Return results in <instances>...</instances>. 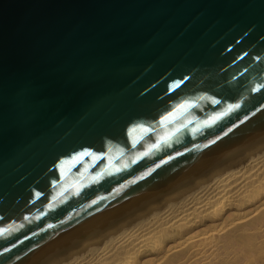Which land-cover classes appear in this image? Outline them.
<instances>
[{
  "label": "water",
  "instance_id": "1",
  "mask_svg": "<svg viewBox=\"0 0 264 264\" xmlns=\"http://www.w3.org/2000/svg\"><path fill=\"white\" fill-rule=\"evenodd\" d=\"M263 138L264 0H0V264H43Z\"/></svg>",
  "mask_w": 264,
  "mask_h": 264
},
{
  "label": "bare ground",
  "instance_id": "2",
  "mask_svg": "<svg viewBox=\"0 0 264 264\" xmlns=\"http://www.w3.org/2000/svg\"><path fill=\"white\" fill-rule=\"evenodd\" d=\"M43 264H264V138Z\"/></svg>",
  "mask_w": 264,
  "mask_h": 264
},
{
  "label": "snow or ice",
  "instance_id": "3",
  "mask_svg": "<svg viewBox=\"0 0 264 264\" xmlns=\"http://www.w3.org/2000/svg\"><path fill=\"white\" fill-rule=\"evenodd\" d=\"M254 91H255V89H254ZM229 131H231V129L229 130ZM217 139H219V137H217ZM81 156H83V155H89V153L88 152H84V153H81L80 154ZM170 159H171V157H170ZM163 163V162H162ZM145 175H147V173L145 174ZM143 177H141V179H142ZM93 203H96V201H93Z\"/></svg>",
  "mask_w": 264,
  "mask_h": 264
}]
</instances>
